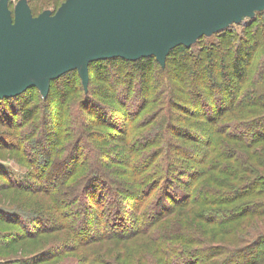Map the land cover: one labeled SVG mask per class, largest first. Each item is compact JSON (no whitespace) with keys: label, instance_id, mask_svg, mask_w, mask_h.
<instances>
[{"label":"trees","instance_id":"obj_1","mask_svg":"<svg viewBox=\"0 0 264 264\" xmlns=\"http://www.w3.org/2000/svg\"><path fill=\"white\" fill-rule=\"evenodd\" d=\"M28 1L30 3V0ZM263 11L257 12L259 14L255 18L248 19L244 27L257 26L260 19L264 23V14L261 13ZM263 23L259 28H262L264 33ZM219 32L224 39L233 43L244 41L237 47L239 56L236 59L239 60L235 61L233 72L238 82L245 83L248 72L241 64L245 62L244 59L249 56L254 45L258 44V39H254V31L246 32L251 38L247 44L245 42L249 39L244 37L245 32L243 36H237L236 30L230 27ZM206 37L208 36L201 38ZM192 46H177L172 49L167 61L175 51L184 58L187 52H191ZM220 50L221 47H214L213 51L204 52L210 62V66L206 67L209 74H214V55L217 51L221 53ZM229 51L233 50L223 52L226 54ZM222 60L227 61V54L221 57ZM189 61L186 65L189 75L198 77L200 71L205 69L202 58L199 61ZM93 65L102 69L105 66L113 67L110 72L118 68L119 73L126 76L120 79L117 74L116 79L112 81L115 92L112 96L116 98L113 101L116 105L100 101L90 87L88 92L82 88L80 98L77 97L78 88H69L63 92L64 121L66 111L71 112L70 109L75 104L74 112L81 129L85 126L92 135L93 141L88 140L89 145L95 146L94 142L101 145L104 139V142L108 141L107 138L116 143L111 149H100L98 152L93 149L94 164L82 157L85 147L80 145L83 140L80 136L84 134L83 129L79 134H75L76 136H72L66 131L69 121L61 122L49 133L54 138L48 142L42 139L44 132L38 130L41 119L47 118L50 112L48 102L53 86L60 81L68 85L71 82L77 83V79L81 78L77 70H71L54 79L46 99L35 86L21 94L0 98V103H11L14 110L20 112L19 126L32 127L31 136L37 135L33 138L38 140L33 146L39 145L40 150L44 147L43 158L47 166H51L44 167L39 162L40 157L31 152L33 146L28 149L29 140H34L24 136L26 131L22 134L16 132L15 140L18 143L15 141L14 145L25 150L26 160L28 163L32 160L34 166L28 168L24 180L0 169V189L12 187L27 193L29 197L38 198L34 199L29 208L24 207L20 200L14 207L16 211L5 206L0 208V220L17 222L21 231L25 229L23 234L31 237L52 229L63 231L64 236L62 241H57L43 250L44 255L41 253L36 257L33 253V258L25 257L21 261L16 259L18 264H26L25 262L32 259L41 261L51 257H63L69 251L80 253L66 257L64 262L60 260L56 264H181L184 257L189 258L187 264H258L261 260L260 252L253 250L247 254L245 251L264 244V228L259 229L263 225L260 220L264 222V159H261L264 156V115L263 118L259 116L263 124L254 123L252 129L249 127L253 126V119L246 122H243V119L236 126L230 125L236 130L239 126L250 129L246 130L248 135L239 134L233 138L239 139L238 141L243 142L249 149H254L249 152V162L245 166L244 159L240 161L243 154L239 149H236L233 155L230 150H224L226 141L229 146L234 143L221 137L215 138L214 135L206 139L192 135L191 130L199 128L195 129L193 124L185 122L188 119L185 120L174 111L178 108L184 109L190 112L189 115L193 118L191 108L182 102L179 103L177 98L181 95L176 98L171 90L172 83L167 75L165 76L168 73L167 66L162 69L155 56L142 57L135 61L121 57L93 61L89 65V77ZM154 71L160 73V77L154 79ZM223 74L225 87L235 86L227 74ZM160 84L164 85L166 95L158 91H163ZM210 85L213 90V85L220 84L212 79ZM196 91L198 97L201 95L200 99L209 98L204 94L202 87H198ZM132 92H137L139 96L137 105L133 103L134 107L136 106L134 113L130 112L129 107ZM35 93L37 100L29 103ZM238 94L233 96L230 90L227 93L224 91L222 100L218 96V100L214 99L215 107L214 103H211L212 100L208 105L209 102L201 103L198 114L202 116V112L205 115L208 113V122L200 119L196 120L199 121L196 123L207 125L203 129L205 133H210L212 121L216 122L220 114L222 116L234 107ZM262 96L264 98V93ZM211 98L213 99L214 95ZM252 99L254 97H245L238 107L254 105ZM42 103H45L47 108H43L41 118L37 119ZM82 107L88 110L87 117H83ZM90 114L96 116L92 117ZM145 114H148L149 118L144 122L139 121L138 118ZM197 115L195 117L198 118ZM92 125L102 128L106 126L107 129L113 130L110 132L94 127L95 130L91 131ZM146 126L148 129L144 130ZM10 134L15 135V132ZM1 143L0 141V146ZM228 153L237 159L235 163L226 162L232 158H226ZM100 159L104 162L103 169L98 165ZM58 163L61 166L54 167ZM109 163H119L121 165L118 167H124L125 170L119 172H125L128 176V186H117L116 181L107 178ZM56 169L58 171H55ZM57 173L61 175L57 176V182H53L52 177ZM110 185L114 188L115 197L103 200L105 194L110 192ZM72 187L76 189H70ZM39 194L46 195L49 200L44 203ZM124 200L129 202L127 214L122 202ZM226 203L232 205L228 207ZM232 243L238 246L234 247ZM120 254L125 256L121 260L117 258ZM0 264H5V261Z\"/></svg>","mask_w":264,"mask_h":264},{"label":"rangeland","instance_id":"obj_2","mask_svg":"<svg viewBox=\"0 0 264 264\" xmlns=\"http://www.w3.org/2000/svg\"><path fill=\"white\" fill-rule=\"evenodd\" d=\"M18 0H10V7L13 8L15 3ZM65 0H30V5L35 13V15H38L40 12H42L45 9H52L54 11L57 10V8L59 7V5ZM259 12V11H258ZM264 14V11L261 12ZM259 13H256V15ZM255 15V16H256ZM255 16L253 18H255ZM250 17H246L243 21L239 22V23H233L232 25H230V28H233L234 30H236V35L237 36H243L244 32L245 35L244 37L248 38L249 40H247L245 42V44H247L248 42H250V37L247 36L246 32L248 30L254 31V39H258V44L254 45L251 53L249 54V56H246V58L244 59L245 62L242 63L241 65L244 67H246V70L248 72L247 77L245 78V83H240L238 82V79L236 77V75L233 72V68L235 67L236 64V59L238 58V48L241 44L244 43V41H240L238 40V42L233 43V41H228L226 39H224L225 37L221 36L220 32H216L212 35H209L206 38H201L197 43L195 42L194 45L192 46L191 52H187V56H185L184 58L181 57L179 53H177V51L173 52L169 58V61L166 62V65L164 66V68L166 67V70L168 71L167 74H165V76L170 79V82L172 83L171 85V90L174 91V95L177 96L181 95V97L177 98V100L179 101V103H184L186 105L189 106V108H191V114L193 116V118H191V116L189 115L190 112L184 110V109H174V111L178 114V115H182L185 120L188 119L185 122H190V124H193L196 128H199L198 130H191L192 135L197 136L198 138H207L210 135H214V137H221V139H226L231 143H234L233 146H229L228 142H225V147L224 150H226V152H230L233 155L236 152V149H239L242 154H243V158H241L240 161H242L244 159V164L245 166L248 165L249 162V157L248 155L249 152H253L254 149H249L247 146H245V144L243 142L238 141L239 139L235 138V140L233 139L234 137L239 136V134L243 135V134H247L246 130H250L254 127V123H260L263 124V121L259 119L264 115V98H263V93H264V33L262 32V28H259L261 23H263L260 19V24L254 27H244L248 21V19H253ZM263 28H264V23L262 24ZM228 28V27H227ZM226 29V28H224ZM232 32H234L233 30H231ZM235 33V32H234ZM211 47H209V45ZM203 45H206L205 47H203ZM251 44H248V46H250ZM190 46V47H191ZM253 46V45H251ZM214 47H221V53H219V51H217L214 55V74H209L208 70L206 67L210 66V62L209 60H207L205 53H208L210 50L213 51ZM227 47V49H226ZM204 48V49H203ZM205 48H208V50H205ZM228 49H231L233 51H229L227 54V61L223 62V60L221 61V57L226 56V54H224V50L227 51ZM205 50V51H204ZM223 50V51H222ZM203 60L205 69H202L198 75V77L194 76H190L189 72H188V68L186 65L189 64V60H194L195 61H199V60ZM186 60V61H185ZM183 62H185L183 64ZM160 64V62H159ZM161 65V64H160ZM113 67H107L105 66L104 69L102 68H98L97 66H92L91 68V73H90V78H89V87L93 90L94 94L96 95V97L100 100V101H104L103 103H107L108 104H112V105H116L114 104L113 101L116 100V98H114L112 96V94L114 92L113 88H112V81L114 79H116V76L118 74V78L123 79L126 76H123L122 74L119 73L118 68H114L113 72H110V70ZM162 66V69H164ZM155 69V68H154ZM132 70V69H131ZM156 70V69H155ZM116 73H115V72ZM226 73L227 76L231 79V81L234 83L235 86L233 87H225V79H224V74ZM222 74V75H221ZM109 79H108V78ZM153 77L154 79L156 77H160V73H158L157 71H154L153 73ZM191 78V79H190ZM212 79H214L216 82H218L220 85H213L214 89L212 90V88H210V81H212ZM91 81V82H90ZM77 83H73L71 82L69 85L65 84L64 82H58L53 86L52 89V95L50 97V101L48 102V109H49V114H47V118L43 117L41 119L40 125H38V130H42L44 132L43 135V141L48 142L50 139L52 140L54 138V136H52V134H49L52 130H54L56 128V126H58V124H60L61 122H68L69 124H67V127L70 129L72 128L70 131L68 128H66L67 132H70L68 134H71L72 136H76L77 134H79L80 130L83 129L84 134L82 133V136H80L81 138H83V140L80 142L81 147H85L84 148V154L82 155V157L88 161H91L93 164L94 162V157L92 154L93 149L98 152L100 149L102 150H107V149H111L113 146H115V141L110 140L109 138L108 141L104 142L103 140V144L98 145L97 143L94 142L95 146H91L88 143V140H92V135L89 133L88 128H85V126H82L83 128L81 129L80 127V123L78 122L77 116L75 115L76 113L75 111V104L73 105V108H71V112L66 111L65 115H66V119L65 121L62 119V109H63V103H62V97H63V92L65 90L70 89H77V93H78V98H80V94L82 90V88L84 89L83 83L81 78L77 79L76 81ZM167 82L169 83V81L167 80ZM161 83V82H160ZM214 83V81H213ZM161 86H163V91L162 90H158L160 91V93L165 94L167 91L164 88L163 84H160ZM137 86V84H136ZM168 86V85H166ZM198 87H202V89H204V94H206L209 98H205V99H200L201 95L198 97L197 95V91L196 89ZM174 88V89H173ZM196 88V89H195ZM230 90L233 93V96L237 95L236 98V102L233 105L234 107L223 113L222 116L220 114V117H218V115L216 116V122H213V125H211V131L206 132L203 131L204 127L207 126L205 123H203V125H201L200 123H196L199 121L196 120H204L206 122H208V118H207V114L205 115L204 112H202V116L199 115L198 113L200 112V108L202 107L201 103H205V102H209L210 100H212L211 103H214V107L216 105L215 100L217 99V96L220 97V100H222L223 96H224V91L227 93V91ZM166 95V94H165ZM214 95V98L212 99L211 97ZM37 93H35L32 97L31 100L29 101V103L34 102L35 100H37ZM232 96V97H233ZM183 97H185L184 99H182ZM229 97V96H228ZM245 97H249V98H253L252 99L254 101V105H250L246 108L244 107H238L240 102L245 99ZM77 98V99H78ZM138 98L139 96L137 95V92H132L131 94V105L130 107V112L134 113V111H136V106L134 107L133 103L137 105L138 103ZM261 98V99H260ZM46 99V98H45ZM190 99L192 100V102H190ZM215 99V100H214ZM183 100V101H182ZM202 100H204L202 102ZM201 101V102H199ZM199 102V103H198ZM229 102V100L227 101ZM226 102V104H228ZM210 104L207 103V105ZM29 105V104H28ZM60 105V107H59ZM204 106H206V104H204ZM237 106V107H236ZM43 108H47V106H45V103H42V105L40 106V110H39V117L41 118ZM83 108V107H82ZM56 111V112H54ZM195 114H194V112ZM41 112V114H40ZM44 112V111H43ZM54 112V114H53ZM83 117H87L88 114V110L83 108L81 110ZM88 114V115H87ZM198 114V115H197ZM68 115V116H67ZM92 115V117L96 116L95 114H90ZM198 116L195 117V116ZM8 116H10L11 118L9 119ZM149 118L148 114H145L143 116H141L140 118H138L139 121L144 122L146 119ZM94 120V118H91ZM244 119V120H243ZM253 119V120H252ZM243 120V122L252 120L253 122V126L252 127H238L237 130L231 128V124H235L238 125V123ZM184 120H182L183 123ZM262 121V122H261ZM21 122V116H20V112H16L12 106L11 103L8 104H2L0 103V141L2 142L0 146V169H4L6 171H8L9 173H11L13 176H15L17 179L18 177L20 178V180H24L26 179V175L28 173V170L30 169L29 167H33L34 166V162L32 160H30V162L28 163V161L26 160L25 157H27V153L25 152V150H22L19 148V146L14 145L15 143V139L16 137V132H19L20 134H22L24 131H26L24 133V136H29L30 138H32L34 141L29 140V147L28 149H31V147L34 145V143L36 144L38 142L37 138H33L36 137L37 135H33L31 136V130L32 127L29 126H19ZM39 123V122H38ZM72 124V125H71ZM9 125V126H8ZM15 125L16 127H11ZM22 125V124H21ZM198 126V127H197ZM94 127H98L97 129H106L107 131L112 132L113 129L109 128L107 129V127L105 126V128L99 127L98 125H92L90 127L91 131H94L95 128ZM193 128V129H194ZM87 129V130H86ZM148 129V126H146L144 128V130ZM35 129H33L34 131ZM222 130V133H221ZM15 132V135H11V132ZM76 134V135H75ZM137 135V134H136ZM135 135V137H136ZM229 135H231V137H229ZM196 137V138H197ZM93 141V140H92ZM95 141V140H94ZM16 143H18L16 141ZM85 144H88L89 146H85ZM97 144V146H96ZM42 147V145H41ZM43 150L39 149V145H35L32 147L31 152L32 153H36L39 157L40 160L39 162L43 164V166L45 167H51V166H47L48 164L45 163V159L43 158V152H44V147H42ZM230 150V151H229ZM223 153V150L221 151V154ZM218 154V153H217ZM230 153H228L226 156V158L231 157L232 155H229ZM102 155V153H101ZM246 155V156H245ZM106 157V155H104ZM262 160L264 159V156H262L261 158ZM108 160V157L106 158V161ZM235 160H237L234 156H232V158H230L229 160H226V162H232L235 163ZM253 160V158H252ZM255 160V159H254ZM256 160L262 161L258 158H256ZM100 161V162H99ZM98 161V165L100 166L99 168L103 169V165L104 162L101 161V159ZM60 163L56 164L54 167H60L59 166ZM108 165V163H107ZM121 164L119 163H109V174L107 175V178L109 180L112 181H116L117 182V186H124V184H126V186H128V176L126 175V173H120L119 171L121 170H125L124 167H118ZM29 168V169H28ZM51 169V168H50ZM49 169V170H50ZM48 170V169H47ZM55 171H58L57 169ZM60 176L61 173H57L55 175V177H52V181L53 182H57L58 181V177ZM110 182V181H109ZM110 192L108 194H105V196L103 197L104 199H112L115 197L114 195V188L110 185L109 186ZM65 187H63L62 189V193L64 194L65 192ZM70 189H76L74 187L70 188ZM177 191H179V188L177 189ZM66 196H68V194H65ZM40 197V199L45 203L49 200V198L46 195H38ZM38 197H29L27 195V193L23 192V191H19L17 189H14L12 187H3L0 189V208L2 207H8V208H14L15 206H17V203L19 202V200L22 202L21 204L24 205V207L29 208L30 205L32 204V202H34ZM89 198V197H88ZM264 198V197H263ZM35 199V200H34ZM90 201L93 202L90 198ZM124 202V208L126 211V214L129 212L127 210V208L129 207V202H126L125 200L122 201ZM225 205H227L228 207H230V205L232 204H228L226 203ZM14 211L15 208H14ZM28 220V219H27ZM29 222V221H27ZM260 222L263 224L261 225L260 228H264V222L263 220H260ZM245 227V225H243ZM27 227H29V225H27ZM23 232H25V229L23 228L22 230ZM20 229V225L15 222V221H1L0 220V262L1 261H5V264H18L19 261H21V259H24L25 257H31L33 258L32 254L35 253L34 256L38 257L40 256V254H43V250H46L47 247L51 246L52 244L56 243L57 241H62V239H64L63 236V231L59 232V231H54L53 229L47 232H44L41 235H37L35 237H31L28 235H24L23 232ZM254 231V235H255ZM227 237V236H226ZM232 246H238L236 243H232ZM255 245V244H254ZM254 250V251H253ZM264 244L262 243L261 246H254L251 247L249 250L245 251V253L250 254L251 251L255 252L258 251L260 252V256L261 260L258 264H264ZM40 251V252H39ZM80 252H76V251H72V252H68L65 256L63 257H51L49 259H43L41 261H34V259H32L31 261H27L25 262L26 264H56L58 261L63 260V262L65 261L64 259H67L66 257H73L76 255H79ZM44 255V254H43ZM47 255V254H46ZM59 255V254H58ZM125 256H122V254H120V256H118L117 258L119 260L123 259ZM30 258V259H31ZM19 260V261H16ZM187 259H189L188 257H184V261L182 260L180 263L181 264H187ZM7 262V263H6ZM62 263V262H61ZM60 263V264H61Z\"/></svg>","mask_w":264,"mask_h":264},{"label":"water","instance_id":"obj_3","mask_svg":"<svg viewBox=\"0 0 264 264\" xmlns=\"http://www.w3.org/2000/svg\"><path fill=\"white\" fill-rule=\"evenodd\" d=\"M264 0H65L38 15L28 0H0V98L51 83L77 70L89 89L93 61L155 56L164 67L179 45L190 47L253 18Z\"/></svg>","mask_w":264,"mask_h":264}]
</instances>
